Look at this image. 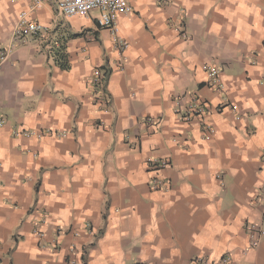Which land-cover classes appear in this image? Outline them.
I'll return each instance as SVG.
<instances>
[{
    "label": "crops",
    "instance_id": "0c3cea01",
    "mask_svg": "<svg viewBox=\"0 0 264 264\" xmlns=\"http://www.w3.org/2000/svg\"><path fill=\"white\" fill-rule=\"evenodd\" d=\"M56 1L0 0V264H64L70 244L76 264H264V236L249 244L264 229V0H128L124 58L96 10L56 18ZM20 11L44 30L14 39ZM99 66L107 111L91 103ZM190 95L206 112L186 121ZM150 157L169 160L160 190Z\"/></svg>",
    "mask_w": 264,
    "mask_h": 264
},
{
    "label": "built area",
    "instance_id": "2783aa9c",
    "mask_svg": "<svg viewBox=\"0 0 264 264\" xmlns=\"http://www.w3.org/2000/svg\"><path fill=\"white\" fill-rule=\"evenodd\" d=\"M23 1V0H15ZM43 0H32V7H38ZM96 10L98 12L97 23L101 27L109 29L110 37L112 39L113 47L123 57L124 52L128 48V43L118 35V19L127 14L133 13V8L129 4L128 0H57L55 2V17L59 18L62 16L88 15L90 11ZM44 30V26L38 22L30 21L28 18L27 11H20L18 14V23L13 33L14 39H22L26 36H30L39 33ZM8 57L7 49H0V71L2 64ZM124 58V57H123ZM206 74L205 85L219 90L221 88V71L220 69L212 64H206L203 66ZM109 72L105 67H96L93 69L92 75L89 80L91 87V103L94 106L107 111L110 107V95L107 90ZM206 112V107L203 103L195 96L190 95L186 106L184 107L183 116L186 121H190L192 116H203ZM146 123L151 125L155 124V120L152 117L145 119ZM6 119L0 114V127L4 126ZM200 128L204 132L205 139L210 138L212 129L210 125L201 122ZM14 134H26V131L22 129H16ZM65 133H61L63 136ZM169 165V160L166 158H153L150 157L145 161L146 169L149 173H152L149 181L150 188L152 190H160L166 187L167 181L161 176V171ZM262 191V190H261ZM264 193V187H263ZM259 195V194H258ZM44 221V218H43ZM42 222H36L33 227V234L37 237L38 244L40 247H44L45 232L42 228ZM89 231V225L85 228ZM78 232L72 229V234L76 235ZM264 236V229L261 227H250L249 228V244L251 248H255L260 238ZM1 243V241H0ZM52 248H56L57 243H50ZM76 247L74 244H70L68 247V254H75ZM84 249L81 248L80 254L83 255ZM70 255L65 258L64 264H76L77 260ZM228 261V258L222 259V262ZM206 258L204 256L193 257L188 264H205Z\"/></svg>",
    "mask_w": 264,
    "mask_h": 264
},
{
    "label": "trees",
    "instance_id": "16d2710c",
    "mask_svg": "<svg viewBox=\"0 0 264 264\" xmlns=\"http://www.w3.org/2000/svg\"><path fill=\"white\" fill-rule=\"evenodd\" d=\"M61 53V52H60ZM64 60V63L63 62H59V60ZM58 65L61 69H67L68 68V63L66 61V57L63 53H61L60 55H58Z\"/></svg>",
    "mask_w": 264,
    "mask_h": 264
}]
</instances>
